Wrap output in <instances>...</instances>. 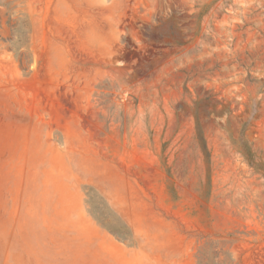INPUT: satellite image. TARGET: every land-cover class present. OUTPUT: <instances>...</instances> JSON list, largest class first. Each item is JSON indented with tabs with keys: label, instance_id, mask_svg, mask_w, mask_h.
Here are the masks:
<instances>
[{
	"label": "rangeland",
	"instance_id": "rangeland-1",
	"mask_svg": "<svg viewBox=\"0 0 264 264\" xmlns=\"http://www.w3.org/2000/svg\"><path fill=\"white\" fill-rule=\"evenodd\" d=\"M0 264H264V0H0Z\"/></svg>",
	"mask_w": 264,
	"mask_h": 264
}]
</instances>
